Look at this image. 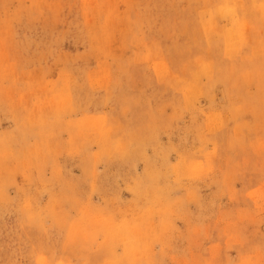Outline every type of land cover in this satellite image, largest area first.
Segmentation results:
<instances>
[{"label": "rangeland", "instance_id": "374dc122", "mask_svg": "<svg viewBox=\"0 0 264 264\" xmlns=\"http://www.w3.org/2000/svg\"><path fill=\"white\" fill-rule=\"evenodd\" d=\"M0 264H264V0H0Z\"/></svg>", "mask_w": 264, "mask_h": 264}, {"label": "bare ground", "instance_id": "6f19581e", "mask_svg": "<svg viewBox=\"0 0 264 264\" xmlns=\"http://www.w3.org/2000/svg\"><path fill=\"white\" fill-rule=\"evenodd\" d=\"M232 10V9H231ZM209 20H211V19H209Z\"/></svg>", "mask_w": 264, "mask_h": 264}]
</instances>
